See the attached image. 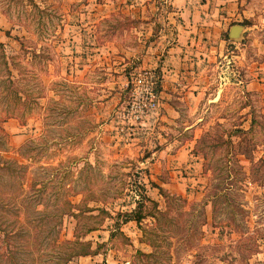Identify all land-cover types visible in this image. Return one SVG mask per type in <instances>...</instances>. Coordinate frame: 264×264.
Listing matches in <instances>:
<instances>
[{"label":"rangeland","instance_id":"374dc122","mask_svg":"<svg viewBox=\"0 0 264 264\" xmlns=\"http://www.w3.org/2000/svg\"><path fill=\"white\" fill-rule=\"evenodd\" d=\"M147 2L152 6L141 12ZM169 9L168 0H0V41L20 101L15 114L2 120L16 96L2 91L7 76L0 60V127L7 133L4 143L0 129L2 196L21 199L23 226L37 208L53 210L65 197L75 210L87 205L109 212H83L84 223L98 219L99 228L81 239L103 245L70 264H264V90L250 83L238 57L211 62L218 65L211 68L210 85L175 121L156 118V88V108L124 132L118 127L130 99L129 80L148 69L160 83L147 45ZM257 19L258 27L226 40L227 51L239 54L242 48L244 62L260 58L256 42H264V18ZM169 141L173 147L190 142L198 164L186 162L179 172L152 165ZM193 175L201 181L191 185L184 178ZM181 180L187 185L177 184ZM151 182L198 203L166 199ZM139 200L140 223L118 218ZM93 214L97 218L88 216ZM75 222L63 217L62 238L73 237ZM107 224L116 228L114 235ZM1 239L0 232V247ZM49 247L35 251L34 259L21 254L23 264H51Z\"/></svg>","mask_w":264,"mask_h":264},{"label":"crops","instance_id":"0c3cea01","mask_svg":"<svg viewBox=\"0 0 264 264\" xmlns=\"http://www.w3.org/2000/svg\"><path fill=\"white\" fill-rule=\"evenodd\" d=\"M260 1L168 0L169 11L165 16L158 17L162 21L160 22L162 27L160 26L157 36L147 45L148 50L153 54H150L148 59L154 55L158 57V53L163 47L165 50L159 61L155 59V56L152 58L161 73L159 83L161 106H159L160 112L156 113V118L159 117L167 122L175 121L184 113L185 106L194 107L197 105L205 93V89L211 83V68L218 65L216 62L214 64L211 62L217 61L221 55L228 56L230 54L238 57L244 71L247 70L251 76L250 83L255 84L258 89L264 90V42L261 40L256 42V53L260 58H251L250 61L244 62L246 54L242 48H240L239 54H234L232 50L227 51V42L222 37L223 31L228 30L231 24L236 23L231 22L232 19L248 20V24L242 23L244 31L253 26L258 27V19L255 20V17L264 18V3ZM128 4L129 6L133 5L132 3ZM147 5L152 6V3L144 4L141 12H144ZM147 23L154 22L148 21ZM145 33L148 37L147 34L151 33V30H147ZM250 33L252 32L246 36ZM143 123L149 124L150 122L147 118V120H143ZM172 144L173 142L170 141L163 144L152 165L171 167L173 171L179 172V167L186 162H189V165L198 164L197 157L189 153L190 145H192L190 142L182 143L177 147H173ZM184 179L192 180L191 185L201 181L200 175ZM177 184L187 185L185 180H181ZM197 186L199 189L202 187L200 184ZM184 190L187 191L186 188ZM196 192V196L201 194V190H196Z\"/></svg>","mask_w":264,"mask_h":264},{"label":"trees","instance_id":"16d2710c","mask_svg":"<svg viewBox=\"0 0 264 264\" xmlns=\"http://www.w3.org/2000/svg\"><path fill=\"white\" fill-rule=\"evenodd\" d=\"M98 1L100 2V0ZM241 23L248 24L249 21L243 19ZM224 31V39L229 40L228 30L226 29ZM6 33L8 34V32ZM3 46L4 43L0 41V47L2 49L0 52V60L3 63L7 76L5 79L6 83L2 87V91L5 95L15 91L14 95L16 96L11 101H7L5 117L2 118V120H5L7 116H13L15 114V110L20 106V101L18 100L19 96L16 94V78L12 77V71L8 66ZM156 88L159 90V83H157ZM253 120L254 119L252 118L251 123ZM0 129H2L5 135L4 143H7V133L2 127H0ZM33 139L29 141L34 142ZM261 161L264 162V158L261 159ZM0 163V168H2L4 164L2 161H0ZM151 183L153 186L158 187L159 193L164 196V198L169 200L177 199L179 200L178 203L180 205L193 206L198 203L197 201L188 202L187 198L181 195H170L161 186L155 184V182ZM143 199L150 200L155 207L158 206V202L149 197L147 194L143 195ZM20 201L21 199L17 200L14 196H2V193L0 192V232L2 234L0 264H23L24 261L20 258L21 254L30 253L27 256L34 259L35 251L45 250L49 245L50 252H45V254L49 255L51 264H70V262H72L73 259L79 255L97 253L101 245H103V242H96V245L91 247L90 240L81 239V237L89 231L99 228L98 224L94 223L96 221L98 222V219L94 222L85 221L84 223L81 217L84 214L83 212L91 211L93 209H97L99 215H109V212L105 207H91L86 205L82 208H76L77 210H75V206L72 201L68 197H65L59 204H55L53 210H47L44 207L37 208L35 210L37 213L36 215L30 216V218L29 216L25 218V222H28L29 225L23 226L22 221L20 220V209L23 204L19 203ZM38 203H42V205L44 204V202H37L36 204ZM143 206L144 202L139 200L133 209L129 211L126 210L117 212L120 216L118 218L122 221L134 220L136 223H140L144 217V212L142 210ZM201 212H204V210L202 209ZM8 215H12V218L8 219ZM65 215H70L76 219L72 238H62L60 235L63 225V217ZM88 216L97 218L95 214ZM110 217L112 216L110 215ZM118 218H116L115 222ZM107 227L110 231V235H114L116 228H114L113 224H107Z\"/></svg>","mask_w":264,"mask_h":264},{"label":"built area","instance_id":"2783aa9c","mask_svg":"<svg viewBox=\"0 0 264 264\" xmlns=\"http://www.w3.org/2000/svg\"><path fill=\"white\" fill-rule=\"evenodd\" d=\"M129 81L131 83L130 99L118 125L121 132H124L125 126L128 128L140 122L144 114L155 109L158 104L157 79L152 70H142Z\"/></svg>","mask_w":264,"mask_h":264},{"label":"water","instance_id":"95a60500","mask_svg":"<svg viewBox=\"0 0 264 264\" xmlns=\"http://www.w3.org/2000/svg\"><path fill=\"white\" fill-rule=\"evenodd\" d=\"M244 31V26L241 23H233L229 26L228 37L234 39L239 37Z\"/></svg>","mask_w":264,"mask_h":264}]
</instances>
